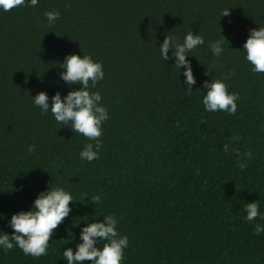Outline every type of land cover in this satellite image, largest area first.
I'll list each match as a JSON object with an SVG mask.
<instances>
[{
  "label": "trees",
  "instance_id": "obj_1",
  "mask_svg": "<svg viewBox=\"0 0 264 264\" xmlns=\"http://www.w3.org/2000/svg\"><path fill=\"white\" fill-rule=\"evenodd\" d=\"M49 11L60 12L51 24ZM259 27L264 0H39L0 10V230L11 234L12 214L48 185L75 200L45 256L0 249V264H67L63 249L79 243L83 222L73 226L85 215L118 219L129 240L121 264H264V232L254 234L264 220L248 222L244 211L256 201L264 213V73L242 51ZM189 31L205 40L186 57L191 93L171 51L163 61L158 49L166 35L182 42ZM221 35L229 45L215 56L208 45ZM69 54L90 55L105 74L91 89L109 117L91 162L79 153L92 141L32 102L41 91L79 89L59 76ZM210 79L237 95L235 114L204 110Z\"/></svg>",
  "mask_w": 264,
  "mask_h": 264
},
{
  "label": "clouds",
  "instance_id": "obj_2",
  "mask_svg": "<svg viewBox=\"0 0 264 264\" xmlns=\"http://www.w3.org/2000/svg\"><path fill=\"white\" fill-rule=\"evenodd\" d=\"M39 0H0V10L5 12L22 5L35 7ZM228 10L222 16L228 15ZM48 22L54 23L60 17L59 11L44 13ZM229 41L221 35L215 41L209 42V48L213 55L220 56L225 50V42ZM205 40L202 35L189 31L182 42L171 36L165 37L159 46V54L163 61L169 59V52L174 60L173 66L183 75L184 88L188 93L192 92V86L196 84L191 63L186 57L190 56L197 47L203 45ZM245 60L252 66L254 73H264V27L249 30V35L243 45ZM63 69L59 76L62 81L69 85H79V89L68 91L67 95L61 96L59 92L49 97L46 92H38L32 97L33 104L38 107L41 114L49 112L58 124L68 125L70 129L83 135L90 143L84 145L80 151V159L88 162L98 158L102 147L98 139L102 135V123L108 117L107 109L101 105L102 96L98 91H92L97 83L104 79V71L101 63L94 61L90 55L69 54L59 65ZM181 69L183 71L181 72ZM229 77H225L227 79ZM202 89L206 90L202 103L206 112L223 111L235 114L237 111L238 97L230 93L223 79H210L205 81ZM29 152L35 150V146L29 147ZM228 151V145L224 146ZM250 158L251 153H246ZM242 169L246 164L239 165ZM94 204H99L101 197H91ZM75 202L71 191L65 187L56 185L49 186L40 192L27 211L21 210L12 214L8 225L12 233L8 234L0 230V249L5 251L18 247L27 256L39 258L47 254L49 241L54 231L60 226L65 218L72 212L70 204ZM245 220L255 222L257 217L264 220V213L259 211V205L255 202L246 203ZM85 215L75 226L83 227L79 232V243L73 247L63 249L62 256L67 264H121L124 250L128 247L129 240L126 235H121L117 230L118 219L114 215H105L103 220L91 219L89 222ZM3 215L0 214V219ZM67 241H74L75 234L66 228ZM264 232V225L256 224L254 234ZM103 241L102 246L100 242Z\"/></svg>",
  "mask_w": 264,
  "mask_h": 264
}]
</instances>
